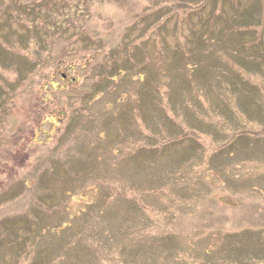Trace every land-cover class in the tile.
<instances>
[{
	"label": "rangeland",
	"instance_id": "obj_1",
	"mask_svg": "<svg viewBox=\"0 0 264 264\" xmlns=\"http://www.w3.org/2000/svg\"><path fill=\"white\" fill-rule=\"evenodd\" d=\"M23 2L0 3V264H60L42 241L90 203L131 256L264 264V0Z\"/></svg>",
	"mask_w": 264,
	"mask_h": 264
},
{
	"label": "trees",
	"instance_id": "obj_2",
	"mask_svg": "<svg viewBox=\"0 0 264 264\" xmlns=\"http://www.w3.org/2000/svg\"><path fill=\"white\" fill-rule=\"evenodd\" d=\"M2 1L3 0H0V3ZM6 1H8L9 3H18L17 7L20 10H24L28 7V6H26V4H24L23 0H6ZM47 8L50 10V6H47ZM9 9H10V7L7 9V6H4V10H3V8L0 7V19H1V21H0V35L3 32V30L1 31L2 25L6 29L8 27L7 23L11 22V20H10L11 18H7L8 20L6 22H3L6 19V14H7V11ZM36 9H37V12L39 10L41 11L40 6H36L35 11H36ZM37 12H33V14L35 15V18H37ZM23 13L26 14L27 11L25 10V12H23ZM47 14L48 13H46V15ZM45 32L46 33H44V35L49 34V33H47V31H45ZM40 37H41L40 33H37V32H34V35H32V39H34V40L40 39ZM32 39L27 38V43L29 42V40H32ZM28 53L31 54L33 58H40L42 56V54L35 56L32 52H28ZM3 62H4V59L2 60V63ZM3 64H7L8 67H10L12 65V63H3ZM110 69H112V67ZM112 70L115 71L116 68L113 67ZM227 88L228 89H226V90H229V87H227ZM96 104H99V102H97ZM195 125L198 126V124H195ZM189 133H192V132L190 131ZM167 135H169V134H167ZM180 135L182 136V138H189V135L186 132H183ZM235 135L239 136L238 134H235ZM153 137L155 138V136H153ZM145 138H147V137H145ZM230 138H234V137L230 136ZM130 142L134 146H137L139 143L143 144L142 140L139 141L138 143H136V141H130ZM146 145L151 146V144L148 142L146 143ZM118 147H121V146L117 145V146L112 147L111 149H119ZM187 148L189 150L193 149V148H191L190 145H188ZM143 152H145V151L143 150ZM146 153H150V152L147 150ZM116 158L117 157L111 156V158L109 160L110 164L112 163L111 160L114 162V160ZM121 158H122V160L125 158H131L133 160H136L137 154L135 156H131V154L129 153L128 155H125V157L122 156ZM55 164L52 167H54ZM113 166H114V164H113ZM136 177L138 180H140L142 178L143 179L147 178V179L151 180L150 182L152 183L153 186L156 187V185H157L156 179L153 177V175L150 174V172L146 173V175L144 174V176H141V178L139 176H135V175H133V177H131V178H136ZM133 180H135V179L122 178L121 181H114L112 179L114 186L118 185L119 182L121 183V185L119 187L118 186L117 187L120 189H123V191L126 192V200H128L129 203L138 202L139 201L138 190L141 192L143 191L142 190L143 188L138 189V187L136 186V184ZM165 180H166V182L164 183V185L168 181L166 178H165ZM180 182H182V181H180ZM97 184H99L98 186H100L102 183H97ZM117 191H116V193H117ZM100 193H101V195L104 194V199H106V201H108V199H110L109 195H107L106 192H103V190L101 188H100ZM104 199H103V197H101L100 201L102 202ZM101 204H104V202ZM132 206H135V205H132ZM83 209L84 210H82V211H84V212H88V209H89L91 212V215L84 216L83 218L79 219L80 222L76 223L77 227L78 226L81 227V231L77 230L79 232L78 235L75 236L74 231H73L72 233H70L67 236L65 243L61 244L58 247H54L53 236H51V238L49 240L43 239L42 242H44L47 245L48 249L50 250L49 253H51V255L53 254L51 257V262L59 260L60 264H103V263H105V264H118V262H120V264H139L140 262H141V264H168L166 261H163L162 263L159 262V259L164 258L165 253L161 250L158 251L157 249H150V250L148 249L147 251H149V252L145 255H141L138 253V251H136V254L134 256H131L130 251H131L132 247L131 248H129L128 246L125 247L124 244L120 245L117 242L118 240H115L117 232H118V228L115 229L114 227H112V225H110L108 223L107 224L102 223V220H103V218H101L103 215L102 211L105 209V208H103V205H100V204L97 205L95 203H90L87 205L86 208H83ZM136 233L137 232H135L134 234H136ZM76 237H78V238H76ZM113 251H114V253L112 254L111 252H113ZM36 255H37V253L34 256H36ZM113 256H115V257H113ZM139 256H141L143 258H140ZM77 258H78V263H76ZM167 259L170 262L169 264H179V260L175 259L174 257H173V260H171L169 258L168 254H167ZM197 262H198V264H210L209 260L206 257H205V259L198 257ZM32 264H35V261L32 262Z\"/></svg>",
	"mask_w": 264,
	"mask_h": 264
}]
</instances>
